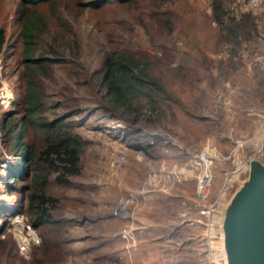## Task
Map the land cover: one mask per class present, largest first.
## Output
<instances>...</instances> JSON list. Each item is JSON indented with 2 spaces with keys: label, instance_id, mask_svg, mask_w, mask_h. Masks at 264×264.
Returning <instances> with one entry per match:
<instances>
[{
  "label": "rangeland",
  "instance_id": "1",
  "mask_svg": "<svg viewBox=\"0 0 264 264\" xmlns=\"http://www.w3.org/2000/svg\"><path fill=\"white\" fill-rule=\"evenodd\" d=\"M90 1L0 0V178L12 154L4 123L25 120L28 78L40 114L64 117L81 146L78 173L45 187L57 200L51 220L34 227L17 214L38 246L20 254L14 215L0 221V264H224L219 223L208 226L197 213L190 165L202 150L216 151L213 190L235 159L264 141V0L255 10L247 0H105L97 8ZM31 12L44 21L35 50L44 61L26 67L19 26ZM113 53L143 66L129 112L106 104L96 85ZM24 139L39 142L30 129ZM117 153L122 162L110 169ZM159 164L162 178L147 184ZM141 190L138 204L123 215L114 210ZM0 205H19V193L0 183Z\"/></svg>",
  "mask_w": 264,
  "mask_h": 264
},
{
  "label": "trees",
  "instance_id": "2",
  "mask_svg": "<svg viewBox=\"0 0 264 264\" xmlns=\"http://www.w3.org/2000/svg\"><path fill=\"white\" fill-rule=\"evenodd\" d=\"M30 6L42 0H21ZM105 0H92L89 5L97 8ZM129 2L130 0H116ZM214 7L213 18L216 22L224 23L216 18ZM43 19L34 12L27 13L20 19V38L25 53L26 67L44 61L35 57L39 41V30L44 27ZM3 35L0 31V51L3 45ZM97 73V88L103 90V100L111 107L121 112L130 111V102L126 98H135L143 85V66L139 60L113 53L105 55ZM28 83V107L25 120L19 119L18 124L4 123L12 147L10 162L7 163L5 177L0 178L7 193H19V205H0V221L4 223L7 217L25 212L29 223L36 227L51 220L50 211L54 210L57 200L45 194L49 179L56 184H67L68 177L79 171V154L81 152L80 137L75 133L64 117L46 118L36 108L39 104L33 97L34 85L31 79ZM30 129L39 138L38 145L28 144L25 131ZM19 182L20 185H17ZM24 182H27L26 185ZM19 187H16V185ZM35 247V246H32ZM40 263V262H39Z\"/></svg>",
  "mask_w": 264,
  "mask_h": 264
},
{
  "label": "built area",
  "instance_id": "3",
  "mask_svg": "<svg viewBox=\"0 0 264 264\" xmlns=\"http://www.w3.org/2000/svg\"><path fill=\"white\" fill-rule=\"evenodd\" d=\"M207 3H211V0H204ZM262 0H247L246 4L248 9L255 10L260 7ZM211 7L209 6L208 13H210ZM214 23H216L214 21ZM145 152H148L145 149ZM214 149L202 150L196 156V163L193 162L190 166L192 170H196L193 176V195L196 199V209L198 215L203 221L208 223V226L213 225L218 221L221 210L230 196L236 189L237 184L247 177L248 172V159L253 158L262 165H264V141L256 142L246 157L235 159L227 171H223L220 182L212 190V171L211 163L216 158ZM217 154V153H216ZM122 154L113 155L109 161L108 166L110 169L118 168L122 162ZM223 159V157H221ZM164 172L163 164H159L158 167L150 171L146 175V183L149 185H155V183L162 178ZM178 175V170L176 171ZM181 174V173H180ZM155 183H152L154 182ZM160 187L157 189L160 192L167 190L166 181L161 180ZM144 191L127 192L118 202L114 210L120 214H124L123 210L127 206H133L139 203L140 196ZM126 216V215H125ZM9 224L13 228V240L15 242L17 251L20 254L25 253L30 247L38 246L40 241L32 229V227L25 221H23L21 215H14L9 219ZM130 238V237H128ZM127 239V237L125 238Z\"/></svg>",
  "mask_w": 264,
  "mask_h": 264
},
{
  "label": "water",
  "instance_id": "4",
  "mask_svg": "<svg viewBox=\"0 0 264 264\" xmlns=\"http://www.w3.org/2000/svg\"><path fill=\"white\" fill-rule=\"evenodd\" d=\"M155 137L170 141L166 135ZM247 164V177L220 213L227 264H264V165L253 158Z\"/></svg>",
  "mask_w": 264,
  "mask_h": 264
},
{
  "label": "bare ground",
  "instance_id": "5",
  "mask_svg": "<svg viewBox=\"0 0 264 264\" xmlns=\"http://www.w3.org/2000/svg\"><path fill=\"white\" fill-rule=\"evenodd\" d=\"M218 221H217V223H219L220 240H221L220 241V243H221L220 244L221 245V254L223 256V263L227 264L228 263V258H227V250H226V246H225V236H224V230L222 228V224H221L222 222H221L220 216L218 218ZM219 253H220V251H219Z\"/></svg>",
  "mask_w": 264,
  "mask_h": 264
},
{
  "label": "clouds",
  "instance_id": "6",
  "mask_svg": "<svg viewBox=\"0 0 264 264\" xmlns=\"http://www.w3.org/2000/svg\"><path fill=\"white\" fill-rule=\"evenodd\" d=\"M17 215V214H16Z\"/></svg>",
  "mask_w": 264,
  "mask_h": 264
}]
</instances>
